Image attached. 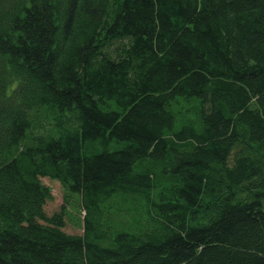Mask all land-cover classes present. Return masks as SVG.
Segmentation results:
<instances>
[{
  "label": "trees",
  "instance_id": "obj_1",
  "mask_svg": "<svg viewBox=\"0 0 264 264\" xmlns=\"http://www.w3.org/2000/svg\"><path fill=\"white\" fill-rule=\"evenodd\" d=\"M0 264H264V0H0Z\"/></svg>",
  "mask_w": 264,
  "mask_h": 264
},
{
  "label": "rangeland",
  "instance_id": "obj_2",
  "mask_svg": "<svg viewBox=\"0 0 264 264\" xmlns=\"http://www.w3.org/2000/svg\"><path fill=\"white\" fill-rule=\"evenodd\" d=\"M42 182L51 189L52 199L45 205L46 213L51 216L64 207L66 209V223L64 230L71 234L81 235L84 232V209L81 208V198L78 194L69 193L57 179L43 177Z\"/></svg>",
  "mask_w": 264,
  "mask_h": 264
}]
</instances>
